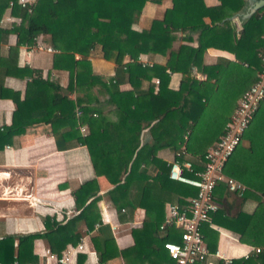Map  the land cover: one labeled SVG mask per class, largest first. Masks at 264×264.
I'll return each instance as SVG.
<instances>
[{
	"label": "trees",
	"instance_id": "trees-1",
	"mask_svg": "<svg viewBox=\"0 0 264 264\" xmlns=\"http://www.w3.org/2000/svg\"><path fill=\"white\" fill-rule=\"evenodd\" d=\"M10 1L13 2L11 14L19 17L20 22L12 26L0 25V96L4 80L9 76L29 77L35 93L31 98L21 99L17 91L12 92L15 108L11 123L0 127V141L11 143L29 126L46 122L51 126L58 149L66 147L63 144L66 139L73 138L76 143L86 144L95 168L110 187L107 194L117 211L124 208L132 212L136 206L145 209L142 228L131 231L134 238L131 247L118 249L113 235L108 232L109 227H99L92 241L100 261L106 262L122 255L128 264V256L132 255L137 264H175L164 243L168 240L179 241V230L168 228L161 237L167 255L156 254V250L152 251V256L145 255L143 240L157 234L155 228L161 222L159 205L162 207L164 203L162 196L171 202L183 204L196 193V188L169 179L170 163L156 156V152L161 147L172 146L176 153L185 145L187 151L196 153L202 159L201 163L193 165V169H203L207 149L223 133L229 114L256 75L241 63L228 60L205 66L202 70L217 83L215 91L207 98L184 82L177 90L162 86L159 92H154L153 87L139 90L138 84L141 79L154 75L160 76L161 82L166 83V68L185 71L192 62L198 63L207 47L233 49L231 38L224 34L220 37L216 28L204 20L208 16L211 23L220 21L225 14L226 4L221 2L217 6L207 7L203 0H171L172 6L163 12L161 18H153L141 30H135L132 24L139 21L146 0H35L30 12L16 0H0V18L10 6ZM263 23L257 12L238 41L248 48L249 57L257 55L264 47V41L258 35ZM12 33L16 35V43L6 50L5 44ZM178 33L184 35L179 37ZM195 33L198 35L197 53L184 59L186 44L175 46V42L179 39L190 41ZM38 35L58 50L53 55L52 68L69 71L70 80L66 88L49 76L43 77L39 69L18 66L19 46L23 43L34 44ZM97 44L101 46L103 58L116 64L117 74L123 72L134 82L133 91H119L118 75L112 78L114 81L110 79L107 83L103 76L93 73L88 57ZM141 53L151 56L166 54L167 61L164 66L155 65L152 68L138 64L124 67L122 60L125 55L136 58ZM75 55L79 57L75 58ZM249 57L246 58L247 62ZM46 90L50 92L51 103L47 102ZM73 91L76 92L75 97L72 96ZM108 105L111 107L106 113L111 118L102 115L99 120L101 124L98 125L101 127L96 130L97 118L93 115L101 113ZM76 109L80 112L79 119L75 115ZM257 115L258 111L242 137L249 139L251 146L244 148L241 139L224 168L226 174L249 185L250 191L246 194L257 200L256 209L250 214L240 208L234 214L228 212L223 199L227 191L221 185L217 188L221 195L217 199L219 209L211 214L215 223L236 232L240 242L260 248L258 253L251 252L247 258H235L230 264H264V141L250 130L251 124L256 123ZM77 120L86 122L89 129L86 135L81 136L76 130H56V126L65 123L75 125ZM146 128L151 142L143 157L137 150L141 133ZM142 165L147 167L146 171ZM186 174L193 175L190 172ZM125 216L119 215L121 218ZM100 219L96 199H92L79 214L64 223L47 224L49 231L46 237L50 249L60 255L67 244L78 241L80 233L76 231V221L83 220L91 230L101 222ZM201 230L209 246L213 247L216 232L207 223ZM13 242L12 237L1 240L0 259L3 264L14 260ZM78 263L81 264V259Z\"/></svg>",
	"mask_w": 264,
	"mask_h": 264
},
{
	"label": "crops",
	"instance_id": "crops-1",
	"mask_svg": "<svg viewBox=\"0 0 264 264\" xmlns=\"http://www.w3.org/2000/svg\"><path fill=\"white\" fill-rule=\"evenodd\" d=\"M221 2L226 4L223 18L220 21L216 20L212 23L208 16H206L204 20L216 28L220 37H222L223 34L230 37L233 49H228L223 46L207 47L200 55L198 63L193 64L192 62L185 71L166 68L165 72H167V70L170 72L166 78V83L165 81L160 82L158 90L153 82L154 78H159L158 75H154L149 79H141L138 84L139 90L153 87L154 92H159L160 88L165 86L169 90L174 91L179 89L181 82H184L190 89H196L198 93L207 98L215 91L217 83L214 78L207 77L202 68L216 65L218 62L225 60L232 63H241L244 68L247 70L249 69L256 75L251 67L259 66L258 55L254 54L249 57L248 48L242 46L241 43L239 44L238 41L245 33V28L249 27L253 16L257 12L259 18L264 20V7L254 9L253 5L256 0H203V3L207 7L217 6ZM238 4V8H235ZM171 6V0H146L139 21L133 23L132 28L141 30L149 20L161 18L163 12ZM11 9L12 7L8 5L1 14V26L18 24L16 21L19 17L11 14ZM9 16L10 18L12 17L13 20L9 19ZM254 32H257V30ZM262 33L263 28L261 27L258 31V35L261 39ZM182 35L184 34L178 33L179 37ZM197 36L198 35L195 33L192 35L193 38L190 41H182V39H179L175 42V46L179 43L186 44L184 59L189 55L194 57L197 53ZM38 41L51 46L41 35L36 37L35 42ZM219 41H221V38ZM15 43L16 35L12 33L8 37L5 49L9 50ZM256 49L257 48H255V50ZM55 53L56 52L40 50L27 56L26 43H23L18 48L17 63L19 67L28 66L39 69L43 77L49 76L51 79L56 80L61 87L66 88L70 80L69 71L66 69L52 68V59ZM138 56L152 63V65L141 66L137 62H128L129 55L123 57L122 64L124 67L128 64H138L141 67L152 68L155 65L164 66L167 61V55L162 53H156L152 56L147 53H141ZM78 57V55H75V58ZM247 57H249L248 62L246 60ZM88 58L93 73L103 76L107 83L110 79L118 75L116 64L103 58L101 46L99 44L90 51ZM25 59H27L28 62H26ZM118 76H120L117 80L119 91H133L134 82L130 81L123 72L119 73ZM112 80L114 81L115 79ZM82 89L85 91V88ZM13 91H17L21 99H27L34 95L35 87L29 77L20 78L9 76L5 78L2 94L0 96V127L11 123L15 108L12 99ZM82 94L83 92H81V95ZM75 95L76 92L73 91L72 96L75 97ZM134 95L136 96L135 93ZM45 96L47 102L51 103V95L48 90L45 91ZM99 99L102 100V96H100ZM109 107L111 106H106L101 113H94L93 117L97 118L96 130L98 127H101L98 125L101 124L99 120L102 115H104L105 118H111V116L106 113ZM131 107H133V105ZM77 111L75 115L77 119H79L80 114H77ZM81 125L85 127L84 132L80 130ZM250 128L253 133L258 135V138L261 137L264 141V101H262L259 106L256 123L253 122ZM56 130L66 132L76 130V133H79L81 136L89 132L86 122L82 123L79 122V120H77L75 125H67L65 123L64 125L56 126ZM150 142L151 137L148 128H146L141 133L140 144L137 150L143 157L146 155V150ZM63 144L66 146L64 149L60 150L57 148L51 126L46 122L34 123L32 126H29L24 133L16 136L11 143L6 144L0 141V249L1 240L3 238H13L14 260L9 264H48L45 255L46 251H53L50 249L46 237V233L49 231L47 224L51 225L53 222L64 223L79 214L82 208L92 199H96L101 222L96 223L94 229L89 230L83 220L76 221L75 227L76 231L80 233V237L75 244H67L63 251L68 247L76 246L82 238L85 240L87 251L76 252V254L73 255V262L71 264H79V259H81V264H100L98 260V250L94 247L92 241V237L97 235L99 227L108 226V232L113 235L117 248L124 249L134 245V238L131 231L133 229H141L143 226L145 218V209L143 207L136 206L132 212L124 208V210L121 209L117 211L111 203L107 194L110 187L107 186L105 177L99 174L96 169L97 167L95 168L87 145L79 142L76 143L73 138L69 140L66 139ZM251 144L252 142L249 139H242V146L244 148L250 147ZM189 153L193 156V165L202 162L199 155L190 151ZM156 156L167 161V163H171L175 158V148L172 146L161 147L157 150ZM142 167L146 171L147 167L144 165H142ZM169 179L171 178L169 177ZM171 180L180 182L175 179ZM221 185L225 186L224 183H219L214 191L216 201L218 197L221 198L219 190L217 191V188ZM244 185L248 188L244 193L246 194L250 189L249 185L245 183ZM225 189L227 194L223 196V199L228 212L234 214L240 208L241 211L250 214L256 209L258 202L253 196L249 194H246V197L244 194L240 196L235 192L229 191L226 186ZM243 197L245 198L243 199ZM262 198L264 200V195ZM162 199L164 202L162 207L161 204L159 205V209L161 210L160 223L164 220L166 206L170 203H177L171 202L163 196ZM123 214H126L124 218L119 217V215L121 216ZM212 223L239 237L236 232L225 226L215 223L213 220ZM208 226L216 232V239L213 247H210L204 238L211 250L220 248L228 251L229 255H234L235 258H241L245 253H251L252 245L242 243L240 240L234 244L227 245L224 238L220 236L219 231L209 224ZM155 229H157V234L155 233L153 237L147 236L143 240L144 254L152 256V251L156 250V254L167 255L166 250L162 246L161 237L168 228L160 230L158 226V228ZM104 263L127 264L122 255L115 256ZM0 264H3L1 259ZM128 264H137L133 260L132 255L128 256ZM145 264L149 263L146 262Z\"/></svg>",
	"mask_w": 264,
	"mask_h": 264
},
{
	"label": "built area",
	"instance_id": "built-area-1",
	"mask_svg": "<svg viewBox=\"0 0 264 264\" xmlns=\"http://www.w3.org/2000/svg\"><path fill=\"white\" fill-rule=\"evenodd\" d=\"M16 2L22 7H26L27 11L30 12L35 0H16ZM9 4L11 6L13 2L10 1ZM9 19L13 20L10 16ZM16 22L19 24L20 18ZM262 39L264 41V23ZM40 50L58 51L53 46L41 41L34 42V44H26L27 56ZM257 55L259 66L251 67L256 73V78L239 97L236 106L225 123L223 133L207 149L204 155L203 169H193V156L187 151L185 145L180 147L179 151L175 153V158L170 163L168 176L171 179L196 188V193L188 198L186 204H168L164 220L159 224L160 230L167 228L179 230V241L168 240L164 243V248L175 264H230L235 259L234 255L228 254V251L220 248L211 250L204 240L201 228L205 223L213 226L219 231L220 236L224 238L227 245L239 241V237L236 234L213 225L211 214L219 208V204L214 197L215 188L219 183H224L229 191L235 192L240 196L248 189L244 183L227 175L224 172V168L264 100V47L259 50ZM25 61L28 62L27 59ZM128 62H137L141 66L152 65V63L139 56L136 58L129 57ZM169 72L167 70L165 73L168 75ZM153 82L158 90L161 77L154 78ZM79 113L77 111V114ZM80 130L84 132L85 127L81 125ZM184 138L186 139V136ZM180 156L183 157L182 160L179 159ZM186 172H190L193 175L189 176ZM122 210L124 209L122 208ZM83 251H87V249L85 240L82 238L76 246L68 247L60 255L50 250H47L45 255L48 264H71L73 255L76 252ZM259 251V247H251V252L258 253ZM249 254L245 253L241 258H247ZM98 260L100 264H105L100 261L99 256Z\"/></svg>",
	"mask_w": 264,
	"mask_h": 264
},
{
	"label": "water",
	"instance_id": "water-1",
	"mask_svg": "<svg viewBox=\"0 0 264 264\" xmlns=\"http://www.w3.org/2000/svg\"><path fill=\"white\" fill-rule=\"evenodd\" d=\"M260 7H264V0H256L255 4L253 5L254 9H258Z\"/></svg>",
	"mask_w": 264,
	"mask_h": 264
}]
</instances>
